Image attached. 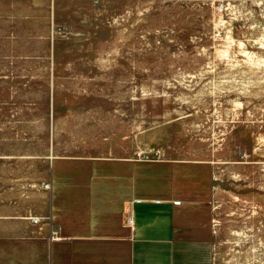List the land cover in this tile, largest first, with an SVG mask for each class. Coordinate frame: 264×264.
<instances>
[{
  "label": "rangeland",
  "instance_id": "rangeland-1",
  "mask_svg": "<svg viewBox=\"0 0 264 264\" xmlns=\"http://www.w3.org/2000/svg\"><path fill=\"white\" fill-rule=\"evenodd\" d=\"M104 161L152 168L137 199L186 186L210 207L212 264H264V0L2 7L0 206L48 218L53 167ZM96 212L54 264H130L123 206ZM40 249L0 239V264H46Z\"/></svg>",
  "mask_w": 264,
  "mask_h": 264
},
{
  "label": "crops",
  "instance_id": "crops-1",
  "mask_svg": "<svg viewBox=\"0 0 264 264\" xmlns=\"http://www.w3.org/2000/svg\"><path fill=\"white\" fill-rule=\"evenodd\" d=\"M60 2L0 0V18L6 3H46L54 18ZM123 165L127 164L104 161L87 169L63 167L58 162L53 167L51 188L47 193L49 217L38 216L49 222L33 225L15 217V207L11 204L1 205L0 239H31L41 248L39 254L46 264H54L55 250L72 241L76 230L94 229L98 208L106 218L123 206L131 228L130 264H212L211 208L189 199L186 186L177 188L176 199H137V191L145 185L138 183V178L154 171L151 167L147 171L128 164V171L123 172ZM177 198L183 199L180 206L174 204ZM117 219L120 221L119 216ZM54 233L59 239H53Z\"/></svg>",
  "mask_w": 264,
  "mask_h": 264
},
{
  "label": "built area",
  "instance_id": "built-area-1",
  "mask_svg": "<svg viewBox=\"0 0 264 264\" xmlns=\"http://www.w3.org/2000/svg\"><path fill=\"white\" fill-rule=\"evenodd\" d=\"M50 188H51V185H50V184H47V185H46V189H47V190H50ZM174 204H175L176 206H180V205H181V202H180V201H176ZM27 219H28V220L31 222V224H33V225H40V224L44 223V219L41 218V217H38V216H30V217H28ZM53 239H54V240H55V239H59L55 233H54V235H53Z\"/></svg>",
  "mask_w": 264,
  "mask_h": 264
}]
</instances>
